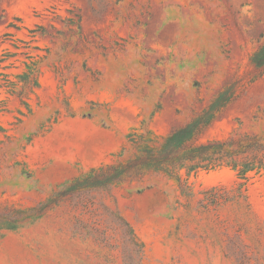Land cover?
<instances>
[{
    "label": "rangeland",
    "instance_id": "1",
    "mask_svg": "<svg viewBox=\"0 0 264 264\" xmlns=\"http://www.w3.org/2000/svg\"><path fill=\"white\" fill-rule=\"evenodd\" d=\"M107 210L134 264H264V0H0V264H130Z\"/></svg>",
    "mask_w": 264,
    "mask_h": 264
},
{
    "label": "trees",
    "instance_id": "2",
    "mask_svg": "<svg viewBox=\"0 0 264 264\" xmlns=\"http://www.w3.org/2000/svg\"><path fill=\"white\" fill-rule=\"evenodd\" d=\"M177 152L178 149H173L170 146L168 149L158 150L156 153L147 151L145 156L131 160L125 167H122L124 171L119 173H105L103 169L91 170L85 177L74 180L66 189L60 192V195L62 197H67L81 192L82 190L113 185L121 180V175L126 171L133 170L136 173L141 172L143 169H154L158 171L162 165L170 162ZM186 153L189 161L193 163L192 166H190L191 171L198 168L200 162L208 160L218 161L224 158L230 159L228 165L238 170V176L241 179H247V172L253 170L252 161L243 160L242 164H238L233 158L234 154L236 155V151L229 150L222 143H208L207 145L189 149ZM113 169V167L108 168V170ZM104 223L106 224V229L101 230V232L98 229H94V233L101 235L102 239L107 237V231H111L114 235L118 236L122 242L123 248L128 253L129 263L134 264L141 253V244L138 242L131 227L117 213L108 212V210ZM92 237L95 238L93 234Z\"/></svg>",
    "mask_w": 264,
    "mask_h": 264
}]
</instances>
